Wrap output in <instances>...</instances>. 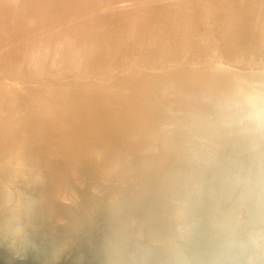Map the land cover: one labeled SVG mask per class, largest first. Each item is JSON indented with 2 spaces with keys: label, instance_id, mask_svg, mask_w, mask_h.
Segmentation results:
<instances>
[{
  "label": "water",
  "instance_id": "obj_1",
  "mask_svg": "<svg viewBox=\"0 0 264 264\" xmlns=\"http://www.w3.org/2000/svg\"><path fill=\"white\" fill-rule=\"evenodd\" d=\"M0 264H264V70L133 69L2 138Z\"/></svg>",
  "mask_w": 264,
  "mask_h": 264
},
{
  "label": "bare ground",
  "instance_id": "obj_2",
  "mask_svg": "<svg viewBox=\"0 0 264 264\" xmlns=\"http://www.w3.org/2000/svg\"><path fill=\"white\" fill-rule=\"evenodd\" d=\"M264 70V0H0V140L53 139L133 69Z\"/></svg>",
  "mask_w": 264,
  "mask_h": 264
}]
</instances>
